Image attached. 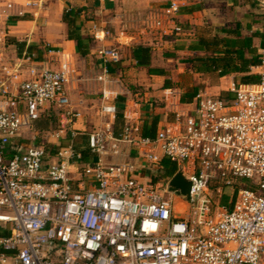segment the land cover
<instances>
[{"label":"built area","instance_id":"built-area-1","mask_svg":"<svg viewBox=\"0 0 264 264\" xmlns=\"http://www.w3.org/2000/svg\"><path fill=\"white\" fill-rule=\"evenodd\" d=\"M256 3L264 9V0ZM41 5L0 0V264H264V46L256 82L231 80L229 98L197 94L152 137L140 133L135 99L122 102L124 122L115 134L118 81L108 65L120 57L116 47L102 46L98 123L86 132L74 126L83 111L71 101L78 75L68 53L51 47L42 59L37 50L7 56L15 17ZM180 8L170 1L150 12L146 25L181 33ZM92 35L103 40L110 31L94 24ZM51 105L60 110L56 128L40 130ZM30 130L33 139L45 133V141L24 146ZM80 135L86 161L75 145ZM10 145L19 150L9 155ZM132 150L154 167L153 178L141 174ZM162 160L191 180L186 217L168 190L172 175L159 176ZM234 178L253 188L233 185ZM212 181L238 187L231 206L216 213Z\"/></svg>","mask_w":264,"mask_h":264},{"label":"crops","instance_id":"crops-1","mask_svg":"<svg viewBox=\"0 0 264 264\" xmlns=\"http://www.w3.org/2000/svg\"><path fill=\"white\" fill-rule=\"evenodd\" d=\"M16 1L22 2L20 0ZM170 1H177L181 4L177 19L184 28V31H182L181 33H175L172 35H163L158 32L150 33L151 31L149 32L145 28H142L140 24L139 26H135L133 24L141 20V18L147 12L150 13L152 10L158 9L168 4ZM80 2V5H84L87 3L90 4L92 2L93 6L96 7L95 14L110 12L111 22L113 23L117 31L114 36L110 34L103 40L94 39V43L90 46L89 53L85 56H81L78 53L76 44L73 40L66 39L65 31L62 32L60 39H53V46H57L56 49L68 53L73 60L74 66L75 57L79 58L80 62L85 65V67H80L82 69H79L75 66L78 77L77 81L71 86L72 104L75 108L83 111V119L77 120L74 123V126L81 130H86L87 118L84 117V111L86 110L94 109L92 111L91 117L94 119L93 122L95 126L98 123V120L95 116V109L97 104L99 103L101 84L95 80V77L92 78L93 83L86 82V79L88 78L84 74V72H87L90 69L91 66H88L90 64H95L99 67V72L97 74L102 71V61L98 55V50L102 46L122 48L126 51V53L124 55L123 61L120 64H131L139 66L136 65L135 61L131 57V47L136 44H144L150 46L151 61H153L152 55L154 56V54L157 52H159L160 55H165V53L171 52H174L177 56H179V54H183L184 56L191 54L187 47L190 43L195 41L196 30L201 27L207 26V28L211 29L212 32L221 34L218 28L231 27L234 24L239 23L244 35H250L252 32H264V9H262L256 3V0H80ZM71 5L73 4L70 3V6ZM61 13L62 12H58L57 17L59 18L60 16V24H63L61 22ZM103 23L104 21L101 20L100 24ZM94 24L95 23L93 20H86L82 24L81 30L83 32L92 34V27ZM122 37H126L128 41L122 42ZM253 42L256 46H258L259 49L261 48V40L259 37H254ZM27 46L28 44H26L25 47ZM32 50L37 49L34 48ZM117 64V62H114L110 63L109 65L113 68L114 71V65ZM151 66L159 67L155 65ZM143 68L145 69L146 67ZM109 71L113 78L118 81L117 83H115L114 87L118 91V95L124 96L125 100H132L133 98L127 96V94L131 95V91L126 87H122L121 81L118 76H114V73H112L113 71ZM259 71L260 66H252L250 68V73L256 74L257 76V73ZM240 76L241 75L239 74H229L222 76L221 78H219V80L230 77L233 78L232 80L234 81L241 82ZM147 77L149 80H151V83H149V85H152L153 88L151 89V96H164V100L167 103L159 106H153L151 103H147L145 106L141 105V124L144 122V120L149 122L152 119L153 115H156V117L158 118L157 126H159L166 120L170 119L173 112L184 110H181L180 108L181 103L187 105L192 103L193 100L191 102H181L180 95L176 97V100L172 101L169 96L170 93H165L166 88H164L160 92V89H158L157 86L163 85V75L151 74L147 71ZM218 81L212 85H217ZM228 86L225 88H220L219 85L217 87H219V90L221 91H227ZM85 88L88 91H85ZM91 90H93V92L95 91L97 94V99L95 101L92 100L90 96V94H92ZM75 92H79V98L76 100L75 95L77 94H75ZM220 92L213 95H219ZM148 94L149 92H145V95ZM169 100L171 101L169 102ZM92 101L94 103L89 105ZM131 158L137 161L140 166L145 165L143 157H140V155H138L133 150L131 151Z\"/></svg>","mask_w":264,"mask_h":264},{"label":"rangeland","instance_id":"rangeland-1","mask_svg":"<svg viewBox=\"0 0 264 264\" xmlns=\"http://www.w3.org/2000/svg\"><path fill=\"white\" fill-rule=\"evenodd\" d=\"M24 1V0H20ZM70 1L68 0H42L41 7L33 6L30 8H25L27 12L24 13L21 17H15L13 23L11 24V36L8 38V46H7V56L12 60L17 56V47L14 44L15 41H25L26 44H34L36 45L37 49H41L43 54L47 51L48 48H56L57 46H53V39H60L62 32L65 31V27L63 24H60V16L57 17V13L62 12L63 9L70 7ZM86 5V4H85ZM88 8H90V12L88 17L86 16L83 22L86 20H93L94 23L99 28H105L110 31L111 35L116 34V29L113 23L111 22V13H103V14H95L96 7L93 6V3H87ZM156 10V9H154ZM152 10V11H154ZM151 11V12H152ZM150 13H146L141 20L133 23L135 26H140L145 28L147 31H151L150 33L160 31L148 27L146 25V19ZM60 15V14H59ZM101 20L104 21L103 24H100ZM89 37L92 38L91 44H93V40L95 39L94 36L90 33H87ZM121 41H128L126 37H122ZM119 51V60L117 61V65H114V76H118L121 81V86L126 87L131 91V95L127 94L128 97H131L135 100H138L141 105L145 106L147 103H151L153 106L164 105L167 103L164 100V96H151V89L152 85L147 77V69L131 64H124L121 65L120 63L123 61L124 55L126 53L125 50L122 48H117ZM45 58L44 55H42ZM183 54H179V56L171 58L165 55H160L159 52L155 53L154 56L152 55L153 61H151V65L159 66L164 69L165 75L162 77V81L164 82L165 79L170 80L171 87H169L172 93L169 94L172 101L176 100L178 95L187 91L192 85H199L201 86L199 93H207V94H218L221 90L220 88H225L229 85L230 80L233 78L226 77L222 80H219L217 85H212L210 80L207 79L205 76L192 71L188 64L182 62ZM75 66L79 69L80 67L85 65L80 62V59L75 57ZM90 69L84 74L87 76L86 82L90 83L93 81V77L97 75L99 72V67L95 64H90ZM84 69V68H83ZM0 74V78H1ZM238 80V79H237ZM162 82V84H163ZM93 83V82H92ZM160 89V92L164 89L161 86H157ZM86 89V88H85ZM85 91H88L87 89ZM153 91V90H152ZM145 92H149L148 95H145ZM90 96L92 100L97 99V94L93 90H91ZM75 100L79 98V92H75ZM169 100V102L171 101ZM94 103L93 101L90 102L89 105ZM48 105V103H45ZM181 110L190 109V104H183L180 105ZM94 109L84 111V117L87 118L86 122V132H90L95 128L94 119L91 117L92 111ZM59 109L56 106H49L46 110V113H49L50 120L49 123H44V119L42 118L36 125L38 129H48V128H56L57 124V115L59 113ZM42 123V125H41ZM46 125V127H45ZM45 127V128H42ZM35 133L33 131H27L22 134V137L26 140L22 143L24 146L31 144L32 142H43L45 141L43 132L39 131V134L36 135V138L33 139V135ZM142 157V155H140ZM141 174L143 176H152L154 167H150L149 165L141 167ZM246 180V179H245ZM238 191V187H227L224 190L218 191L219 193L228 195L231 198L233 195H236ZM175 204L179 206L180 216L186 217L191 211V203H188L186 199L182 195L175 194ZM180 197L181 199L177 198ZM208 197L210 198V204L212 208V212L216 213L218 210L221 209L222 205L218 202V193L208 189ZM235 197V196H234ZM185 199V200H184ZM264 261V251L261 254V259Z\"/></svg>","mask_w":264,"mask_h":264},{"label":"trees","instance_id":"trees-1","mask_svg":"<svg viewBox=\"0 0 264 264\" xmlns=\"http://www.w3.org/2000/svg\"><path fill=\"white\" fill-rule=\"evenodd\" d=\"M90 8L88 5H71L65 8L61 13V22L65 25L66 39L73 40L76 44L78 53L81 56H85L89 53L92 38L86 32L81 30V26L84 23L85 17H88ZM221 34L212 32L207 26L201 27L196 30V39L190 43L187 49L191 54L182 57V62L189 65L190 69L196 73L205 76L210 80L211 84H215L219 78L229 74H239L241 82H256L258 76L250 73L252 66H259L261 63V48L264 46V32H252L250 35H244L242 33L241 25L239 23L234 24L231 27L218 28ZM254 37H259L261 40V48L259 49L253 42ZM17 55L25 50L30 52L36 48V45L28 44L26 46L25 41H15ZM43 51L37 49V56L42 59ZM165 56L174 58L177 55L174 52L165 53ZM131 57L135 61L136 65L147 68V71L151 74L165 75V71L161 67L151 66V47L144 44H136L131 47ZM109 70L113 71V68L109 65ZM163 88L171 87V82L165 79L162 85ZM201 86L192 85L187 91L181 93V102H191L193 98L199 93ZM220 96L232 97L233 95L227 91H221ZM119 110L114 122V132L119 133V130L124 122V115L122 112V102L125 101V97L118 95L116 98ZM173 115V113H172ZM44 119V123H49V113L44 114L41 119ZM158 118L153 115L152 119L148 122H144L140 126V133L143 136H154L157 129ZM42 125V123H41ZM46 127V125H45ZM42 127V128H45ZM75 145L81 150L83 154V160H88L89 151L85 146V136L80 135L75 138ZM8 154H12L19 150L18 146L10 145L8 148ZM176 171L174 164L168 160H162L159 169V176L169 177ZM158 176L154 177L156 180ZM233 185L244 186L253 188L250 180L234 178ZM228 185H225L222 181H212L209 184V189L218 193V202L223 206H231L234 199L226 194H221L218 191L224 190Z\"/></svg>","mask_w":264,"mask_h":264},{"label":"water","instance_id":"water-1","mask_svg":"<svg viewBox=\"0 0 264 264\" xmlns=\"http://www.w3.org/2000/svg\"><path fill=\"white\" fill-rule=\"evenodd\" d=\"M73 5H80V0H68ZM190 185L191 180L187 178L182 171L178 170L172 175L168 181V190L177 194L182 195L187 201L190 200Z\"/></svg>","mask_w":264,"mask_h":264}]
</instances>
